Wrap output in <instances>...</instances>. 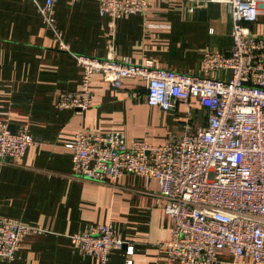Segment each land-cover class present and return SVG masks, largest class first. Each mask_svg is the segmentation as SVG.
<instances>
[{
  "label": "crops",
  "instance_id": "0c3cea01",
  "mask_svg": "<svg viewBox=\"0 0 264 264\" xmlns=\"http://www.w3.org/2000/svg\"><path fill=\"white\" fill-rule=\"evenodd\" d=\"M45 2L0 0V120L15 132L27 126L38 142L22 163L0 162V217L45 230L29 236L14 261L0 259V264H100L80 254L68 236L107 224L134 245V264H169L158 243L170 239L174 220L158 202V182L139 175L107 183L81 179L74 175L73 152L67 146L80 132L115 133L128 146L142 138L164 145L170 135L183 133L186 124L191 129L204 126L205 111L195 100L163 111L147 104L142 79H125L117 89L100 74L93 76V105L86 111L57 107V101L82 88L74 55H111L203 74L208 51L232 48L230 8L150 0L145 14L125 15L112 24L101 16L96 0H57L55 24L69 53L42 22L36 3ZM252 30L264 33V9ZM218 259L232 261L225 250ZM124 261L122 251L111 255V264Z\"/></svg>",
  "mask_w": 264,
  "mask_h": 264
},
{
  "label": "built area",
  "instance_id": "2783aa9c",
  "mask_svg": "<svg viewBox=\"0 0 264 264\" xmlns=\"http://www.w3.org/2000/svg\"><path fill=\"white\" fill-rule=\"evenodd\" d=\"M73 2L76 0H72ZM101 16L115 23L130 14H145L150 0H96ZM194 5L218 3L230 8L233 44L226 52L208 51L203 74L158 68L151 62L134 64L109 55L99 59L74 55L82 71L79 93L63 94L57 107L80 112L93 105L92 79L96 74L114 88L125 79L145 81L147 104L163 111L179 103L197 101L206 124L172 134L164 145L147 138L126 145L115 133L80 132L74 144V175L107 183L124 175L155 179L158 202L174 220L171 237L158 246L169 264H224L220 251H228L229 264H264V33L252 30L264 9V0H188ZM57 0L37 4L43 24L54 32L61 50L70 53L56 27ZM113 49V47H111ZM38 145L27 126L13 133L0 120V162L22 163L28 150ZM9 217H0V259L12 262L24 241L44 233ZM82 255L111 264L122 251L134 264V245L113 225H91L68 236Z\"/></svg>",
  "mask_w": 264,
  "mask_h": 264
},
{
  "label": "water",
  "instance_id": "95a60500",
  "mask_svg": "<svg viewBox=\"0 0 264 264\" xmlns=\"http://www.w3.org/2000/svg\"><path fill=\"white\" fill-rule=\"evenodd\" d=\"M10 130H11L13 133H15V131L12 129V127H10Z\"/></svg>",
  "mask_w": 264,
  "mask_h": 264
}]
</instances>
